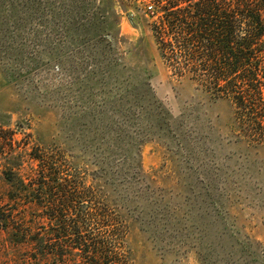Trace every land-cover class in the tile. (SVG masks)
Returning a JSON list of instances; mask_svg holds the SVG:
<instances>
[{
    "label": "rangeland",
    "instance_id": "rangeland-1",
    "mask_svg": "<svg viewBox=\"0 0 264 264\" xmlns=\"http://www.w3.org/2000/svg\"><path fill=\"white\" fill-rule=\"evenodd\" d=\"M148 5L0 0V264H92L100 241L114 264H264V150L172 76ZM40 161L71 204L53 223L23 197Z\"/></svg>",
    "mask_w": 264,
    "mask_h": 264
},
{
    "label": "trees",
    "instance_id": "trees-1",
    "mask_svg": "<svg viewBox=\"0 0 264 264\" xmlns=\"http://www.w3.org/2000/svg\"><path fill=\"white\" fill-rule=\"evenodd\" d=\"M152 13L159 15L152 31L160 59L172 76L227 101L239 136L264 150V0H155ZM50 169L39 162V183L25 188L23 197L44 208L53 223L71 204L63 203L62 184H54ZM87 246L86 261L115 263L117 254L105 243L100 251Z\"/></svg>",
    "mask_w": 264,
    "mask_h": 264
},
{
    "label": "built area",
    "instance_id": "built-area-1",
    "mask_svg": "<svg viewBox=\"0 0 264 264\" xmlns=\"http://www.w3.org/2000/svg\"><path fill=\"white\" fill-rule=\"evenodd\" d=\"M146 9L148 10V11H151V10H153V7L152 6H146Z\"/></svg>",
    "mask_w": 264,
    "mask_h": 264
}]
</instances>
